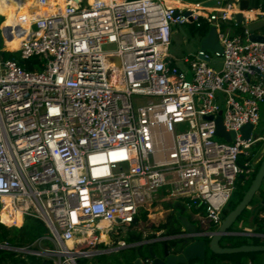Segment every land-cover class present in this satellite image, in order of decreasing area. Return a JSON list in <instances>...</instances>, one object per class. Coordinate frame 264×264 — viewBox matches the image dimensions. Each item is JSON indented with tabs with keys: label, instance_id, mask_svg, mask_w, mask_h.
I'll use <instances>...</instances> for the list:
<instances>
[{
	"label": "built area",
	"instance_id": "2783aa9c",
	"mask_svg": "<svg viewBox=\"0 0 264 264\" xmlns=\"http://www.w3.org/2000/svg\"><path fill=\"white\" fill-rule=\"evenodd\" d=\"M206 1L64 0L58 13L29 21L19 49L7 50L2 35V52L37 57L43 69L0 58V221L21 227L32 216L48 233L38 247L4 241L0 249L79 264L130 246L124 236L137 216L167 199L203 208L193 214L200 223L221 224L239 178L262 159L251 157L264 142L254 136L264 103V40L251 39L254 9L242 10L236 25L243 30L231 33L225 25L235 12ZM191 23L214 26L222 51L172 53L173 25ZM107 43L117 48L105 51ZM219 115L235 132L231 141L217 134ZM246 124L253 125L249 138ZM11 209L22 213L21 226L3 221ZM239 232L264 240V232ZM192 235L184 226L148 241Z\"/></svg>",
	"mask_w": 264,
	"mask_h": 264
},
{
	"label": "trees",
	"instance_id": "16d2710c",
	"mask_svg": "<svg viewBox=\"0 0 264 264\" xmlns=\"http://www.w3.org/2000/svg\"><path fill=\"white\" fill-rule=\"evenodd\" d=\"M29 1L30 0H0V5L1 8L3 9V12L0 14L1 32H2V27L10 23L13 18H18L20 21H22L21 18L23 16L26 17V15H23L22 12L24 8L29 5ZM241 6L243 9L261 7L264 11V0H241ZM196 30H198V32L202 36H205V34L208 33L209 28L206 24H204L202 27ZM13 33L14 32L10 30V34ZM4 40L6 42L5 37ZM11 45L10 48L7 46L6 49L7 50L18 49L17 41L11 42ZM2 53L4 54V56H9L11 57V59H16L22 67L26 68L29 71L43 69L41 62L37 57H32L30 59H23L21 58L20 53L16 51H3ZM258 168L252 175L239 178L234 194L228 206L224 210L223 216H225L229 211L234 209L236 205L241 201V199L244 196V193L250 187ZM257 196H260L264 200V182L261 189L257 193ZM255 201L256 200L254 199L251 205H253ZM160 203H162L166 208H171V213L167 216L166 221L159 223V225H152L155 231L146 233L145 232L146 229L141 228L140 223L142 221L148 220V210L143 209L139 214V216H137L130 230L124 236V239L128 244H130V246L111 253H100L93 257H90V259L95 258L98 255L99 256L108 255L110 256L109 261L106 262L100 261L98 264H136L135 261L137 260V258L151 259V254L149 251L150 245H154L156 252L164 254V246L166 243H168V250L171 253L174 254L182 253L185 247L190 243L188 239H171L166 241H157L149 244H140V243L143 242L144 240L170 236L182 232L184 225L180 219V216L187 215L188 217H190L189 219L192 222H195V220H193V214H195L200 210H202V212L204 213V209L203 208L198 209L194 206L191 209H189L186 203L182 199L161 200ZM249 215H250V208H246L237 221L242 220L245 216H249ZM256 223L258 226L257 230L264 232V218L261 219L257 217ZM22 224L23 221L21 225ZM216 227L217 226L212 223L210 224L209 229L215 230ZM231 230L239 232L242 231L243 229L236 228L235 230L233 225ZM158 232H161L160 235H158ZM47 233H48V227L46 226V224L42 220L32 216H27L24 224L21 227H17V226L8 227L5 223L0 221V242L7 241L11 245H15V246L35 245L38 247L39 246L38 242L45 235H47ZM42 242L44 244L51 245V242L49 240H42ZM243 244H264V240L257 236H251L245 234H230L225 236L221 240L222 246L237 247ZM15 256L16 253L13 251L0 249V264H8L9 261L14 264L18 261H21V259H18ZM243 256L246 257L248 256L249 259L252 256L251 262L250 261H248L247 263L244 262L242 259ZM262 257L264 258V252L217 254L208 248L206 251V256L203 259L197 258L188 261L187 263H177V264H259L257 258L260 259ZM28 259H29L27 260L28 264H53L52 261L50 260H46L45 258L36 257L32 255L29 256ZM86 259L89 258H85L84 260L80 259L79 264H86V262H88Z\"/></svg>",
	"mask_w": 264,
	"mask_h": 264
},
{
	"label": "water",
	"instance_id": "95a60500",
	"mask_svg": "<svg viewBox=\"0 0 264 264\" xmlns=\"http://www.w3.org/2000/svg\"><path fill=\"white\" fill-rule=\"evenodd\" d=\"M79 1V0H76ZM225 0H207L204 5L205 7H214ZM234 1V0H233ZM240 12L233 13V17L238 23L243 20V12L241 10V5H239ZM186 14H190L187 12ZM192 20V17H190ZM183 31V29H182ZM253 40H264V36L259 34H253L251 36ZM201 49H211L215 51H222V47L219 43L217 30L214 26L210 28L207 35H205L201 40ZM211 118V117H210ZM253 130L252 124H246L241 128L242 133L245 138H249ZM217 134L224 136L226 140L231 141L235 136V132L226 131L222 117L219 115L217 117ZM264 182V150L263 157L261 159V164L256 172V175L248 188L244 193L241 201L236 205L234 209L229 211L224 217L221 224L213 231L198 232L197 226L193 223L187 216L182 215L180 217L186 230L193 233L192 236L185 237L190 241V243L185 247L182 253L174 254L168 250V243L164 246L163 257H160L155 251L154 245H150L149 251L151 254L152 262L151 264H177V263H187L188 261L201 258L206 256V251L209 248L214 253L217 254H233V253H250V252H264V244H243L237 247L222 246L221 240L230 234H242L238 231L231 230L232 226L238 220V218L243 214L246 208H249L252 201L257 196V193L261 189ZM159 241V240H157ZM154 241V242H157ZM150 241L144 240L140 244H149ZM120 250V249H119ZM136 264H144L142 258H137Z\"/></svg>",
	"mask_w": 264,
	"mask_h": 264
},
{
	"label": "rangeland",
	"instance_id": "374dc122",
	"mask_svg": "<svg viewBox=\"0 0 264 264\" xmlns=\"http://www.w3.org/2000/svg\"><path fill=\"white\" fill-rule=\"evenodd\" d=\"M189 1H198V0H189ZM34 8V7H33ZM48 12H51V8L49 7V9H47ZM256 22L251 24V28L255 27ZM191 24H184L183 27L185 29V31H188V38H186V40H184V35L182 34V31L179 32L175 31L173 36H172V45H171V52L172 53H176L177 55H187L190 52H195L196 50H198L201 47V42H200V38L199 36H201V34L198 32V29L195 25H191ZM194 26V29H193ZM179 26L177 25H173V29H178ZM3 30L4 27H2V32L0 31V58L1 59H11V57L9 56H4V54L2 53L1 48L3 47L4 43H3V38L2 35L3 34ZM197 32V34H196ZM6 47L8 46L10 48L11 42H7L6 41ZM12 46V45H11ZM117 48L116 44L114 43H107L103 46V49L105 51H113ZM212 54V53H211ZM214 56V54H212ZM215 58V56H214ZM137 100H143L146 101V98H141V99H137ZM261 113H262V120L259 123V125L257 126L256 130L254 131V136H264V103L261 105ZM263 148H264V142H260L256 145L253 146L252 151L253 154L251 159L252 161H255L256 159H258L259 157H263ZM260 165V162L256 163V169L258 168V166ZM258 197V196H257ZM260 197V196H259ZM256 198V197H255ZM261 198V197H260ZM263 200V199H262ZM255 204V203H254ZM148 220L147 221H142L141 224V228L142 229H146V233L155 231L154 227L152 225H159V223L166 221L167 216L171 213V208H166L162 203H160V201H157L153 207L151 209L148 210ZM187 216V215H184ZM18 221L17 223L9 220V215L6 216L7 218V224L8 225H21L22 221H23V216L22 214H18ZM181 217V216H180ZM188 217V216H187ZM27 218V217H26ZM25 218V220H26ZM190 218V217H188ZM249 217H247L246 219H248ZM196 219L195 217H193V220ZM243 220V219H242ZM242 220L236 221L234 224V229H242L241 223ZM200 227H205V226H210V224L208 222L205 223H200L198 220H195ZM145 233V234H146ZM160 233V232H159ZM130 245V244H129ZM100 248L106 247L104 245H100ZM18 259L23 260L25 263H27L28 261L25 259V257L23 256H19ZM85 259V258H84ZM81 259V260H84ZM110 256L105 255V256H96L95 258H89L86 259L88 262H86V264H98L100 261L106 262L109 261ZM243 261L244 262H248L252 260V256L249 259L248 256H243ZM29 260V259H28ZM257 261L259 264H264V258H257Z\"/></svg>",
	"mask_w": 264,
	"mask_h": 264
},
{
	"label": "crops",
	"instance_id": "0c3cea01",
	"mask_svg": "<svg viewBox=\"0 0 264 264\" xmlns=\"http://www.w3.org/2000/svg\"><path fill=\"white\" fill-rule=\"evenodd\" d=\"M34 1H40V0H30L29 1V5L27 7L24 8L22 14L23 15H26V19H27V22L25 21H20L18 18H13L12 21L8 24H6L4 26V30H3V34H4V37L6 39L7 42H14V41H17L18 42V49L21 45V42L22 40H24L28 34L30 33V23L29 21L33 18L36 17V14L34 13V11L31 9V4L32 2ZM43 1H46L48 2V4L46 6H48V9L49 7L51 8V13L55 11V8H56V0H43ZM169 1L170 3L174 4V5H177L178 1L181 3L182 0H167ZM239 5H241V0L240 1H237V0H225L223 1L222 3L218 4L217 6L218 7H228L230 6V9L235 12V13H239L240 12V9H239ZM251 9V8H249ZM249 9H243L242 6H241V10L243 11H247ZM254 9L256 12H257V17L256 19H254L253 21H251L249 24H248V27L255 33H260V34H264V11L261 7H257V8H252ZM3 12V9L1 8V5H0V14ZM259 13V14H258ZM256 22L255 24V27L251 28V24ZM16 24V26L12 28V26ZM238 24V22L235 20H231L229 23H227L225 25V27L227 29H229V31L231 33H237V32H240L243 30V26L242 25H236ZM191 25H194L193 23H191ZM190 25V26H191ZM16 27H19L21 28V31L19 33L15 32V28ZM183 29V31H182ZM193 29H194V26H193ZM10 30H12L14 33L13 34H10ZM182 31V34L184 35V40H186V38H188V31H185L184 27L181 28L179 26L178 29H176V31ZM195 30V29H194ZM197 34V32H196ZM200 38V42L202 40V35L199 36ZM198 50H196L195 52H190L188 53L187 55L191 54V53H196ZM176 56L178 57H182V56H185V55H177L176 53H174ZM262 114V113H261ZM262 120V119H261ZM255 204L251 205L249 208H250V215L249 216H245L242 220V223H241V228L243 230H247V231H252V232H262V231H258L257 228V223H256V218L259 217V218H264V200H262V198H260L259 196L255 198ZM11 217V215H10ZM247 217H249L248 219H246ZM17 222L18 221V217L16 219Z\"/></svg>",
	"mask_w": 264,
	"mask_h": 264
},
{
	"label": "bare ground",
	"instance_id": "6f19581e",
	"mask_svg": "<svg viewBox=\"0 0 264 264\" xmlns=\"http://www.w3.org/2000/svg\"><path fill=\"white\" fill-rule=\"evenodd\" d=\"M56 2H57V0H56ZM58 2L60 3V5L56 4L55 11L52 12V13L47 11L48 6H46V5L48 4V2L43 1V0L32 2V4H31V9H32V10L34 11V13L36 14V17H37V16H48V15H53V14L58 13L60 10H62L63 4H64V0H59ZM177 5H181V3L178 1ZM33 7H34V8H33ZM15 26H16V24H14V25L12 26L11 29H13ZM21 43H22V42H21ZM11 212H12L13 214H10V213L7 212V211H3V213H2V219H3V221H5L6 223H8V222H7V218H6V216L9 215V218H8V219L11 220V221H13V222H15V223H17L16 219H17V217H18V214H20L21 212H20V211H14V210H12V209H11ZM21 214H22V213H21ZM10 215H11V217H10ZM22 216H23V215H22ZM18 218H19V217H18ZM23 221H24V218H23ZM19 226H20V225H19ZM103 237H104V238H107L106 235H104ZM69 243H71V242H69Z\"/></svg>",
	"mask_w": 264,
	"mask_h": 264
},
{
	"label": "flooded vegetation",
	"instance_id": "af4514ba",
	"mask_svg": "<svg viewBox=\"0 0 264 264\" xmlns=\"http://www.w3.org/2000/svg\"><path fill=\"white\" fill-rule=\"evenodd\" d=\"M157 254H158L160 257H163V254H161V253H158V252H157ZM148 260H149V261H148ZM146 261H148V262H152V259H143V258H142V262H143V263H146Z\"/></svg>",
	"mask_w": 264,
	"mask_h": 264
},
{
	"label": "clouds",
	"instance_id": "9594fccd",
	"mask_svg": "<svg viewBox=\"0 0 264 264\" xmlns=\"http://www.w3.org/2000/svg\"><path fill=\"white\" fill-rule=\"evenodd\" d=\"M194 223V222H193ZM210 227V226H209ZM209 227L207 228L208 231H213V230H210ZM217 228V227H216ZM206 232V231H205ZM160 234V233H159ZM158 234V235H159ZM158 238H161V237H158ZM181 239H186V238H181ZM150 240V239H149ZM171 240V239H170ZM159 241H166V240H162V239H159ZM153 243V242H152ZM152 259V258H151Z\"/></svg>",
	"mask_w": 264,
	"mask_h": 264
}]
</instances>
